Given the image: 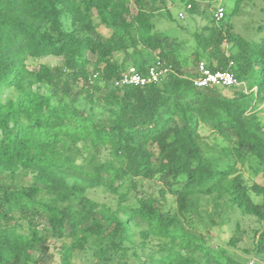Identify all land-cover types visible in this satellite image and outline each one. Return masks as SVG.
<instances>
[{
    "label": "trees",
    "instance_id": "16d2710c",
    "mask_svg": "<svg viewBox=\"0 0 264 264\" xmlns=\"http://www.w3.org/2000/svg\"><path fill=\"white\" fill-rule=\"evenodd\" d=\"M190 1L195 20L213 0ZM246 5H221L219 22L215 6L188 45L157 23L163 10L177 22L178 0H0V264H74L85 251L97 264H245L229 250L240 223L225 246L212 230L236 212L264 221V6L248 39L233 21ZM50 56L62 64L28 65ZM130 61L169 71L117 87ZM200 63L238 84L197 87ZM205 127L226 144L223 168L202 148ZM23 171L30 183L4 184ZM96 188L117 208L87 197ZM254 248L264 253V232Z\"/></svg>",
    "mask_w": 264,
    "mask_h": 264
},
{
    "label": "rangeland",
    "instance_id": "374dc122",
    "mask_svg": "<svg viewBox=\"0 0 264 264\" xmlns=\"http://www.w3.org/2000/svg\"><path fill=\"white\" fill-rule=\"evenodd\" d=\"M210 1V0H208ZM211 5L209 6L208 2L201 6V10L199 12V16L192 20V18H189V14L187 13L186 17L181 20L178 18V12L183 8V4L181 3V6H177L172 8L173 15L177 22H174L167 18L165 15V11H160L158 13L157 23L159 30L164 32L165 35L170 36H177L182 38L183 40L187 41L188 45H194V39L193 34L195 31H204L203 27L205 26H212L213 21L211 20L213 11L215 6L217 5H224L227 12L229 13L233 6H234V0H213L211 1ZM264 6L263 3H261L259 0H247V5L242 10L241 13H239L238 16L233 17L235 30L242 35H244L248 39H258V36L255 35L252 25L255 22L261 21V14L260 10ZM132 14L137 13V9L134 5H131ZM67 28H70V22H66ZM183 25V26H181ZM91 60H94V56L89 54L88 55ZM116 58L118 60L122 59V55L116 54ZM63 62L62 57H55L50 56L46 58H41L39 60H29L28 65L33 66L36 63H43L50 66H56L60 65ZM125 67H134L132 62H128ZM241 87V86H238ZM43 91L46 93L47 88L44 85ZM201 144L204 152L209 157L219 158V164L220 167H225L229 161L224 160V157H222L221 147L223 145H226L218 136L216 133L212 132L209 128H201ZM253 165V167L251 166ZM257 167L256 161H251L249 158L242 168L243 172L246 176L252 177L253 179L255 175V168ZM33 179V174L30 172H19L16 174L15 178H11L9 174H6V177L4 179V184L10 185V184H18V185H27L30 183ZM157 182H149L145 181L144 186L146 190H154L156 187ZM87 197L97 201L101 204H106L108 206H111L112 208L116 209L118 206L117 199L114 195L110 194L109 192L105 191L103 188H96L87 191L86 193ZM213 209V205H209V210ZM216 220H219L218 218ZM218 222V221H217ZM240 223L241 232L242 234V240L239 243L238 248L236 249H229L231 254H234L235 257L242 263L245 264H264V253L263 254H257L254 250V245L257 242V239L259 235L264 232V221L260 222L254 217L243 215L241 213L236 212L231 216L230 221L227 220V223L222 224L220 226H217L216 229L212 230V234L215 237L214 242L216 244H221L222 246H225V243L231 238L233 235V231L235 230L236 223ZM258 231L257 234H255V231ZM249 251L248 253H245L244 250ZM49 262V261H48ZM74 264H97V259L93 258L91 253L88 251L85 252H77L73 258ZM128 264H141L140 261L131 258L128 260Z\"/></svg>",
    "mask_w": 264,
    "mask_h": 264
},
{
    "label": "built area",
    "instance_id": "2783aa9c",
    "mask_svg": "<svg viewBox=\"0 0 264 264\" xmlns=\"http://www.w3.org/2000/svg\"><path fill=\"white\" fill-rule=\"evenodd\" d=\"M183 4V8L178 12V18L183 20L187 13L193 9V3L190 0H178ZM202 2V0H199ZM225 17V8L219 5L214 11V19L219 22ZM200 76L195 80V85L199 88L209 86L231 87L238 84L234 74L230 71L213 72L206 68L204 63L199 64ZM169 71L162 62L158 61L151 66L145 74L139 72L136 67H129L123 71L120 78L115 81L117 87L135 86L145 87L151 84L158 83L161 78Z\"/></svg>",
    "mask_w": 264,
    "mask_h": 264
}]
</instances>
